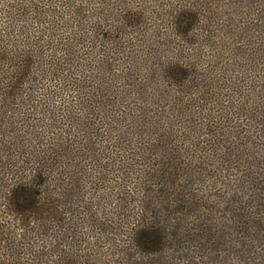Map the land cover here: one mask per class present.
I'll return each mask as SVG.
<instances>
[{
    "label": "trees",
    "instance_id": "obj_1",
    "mask_svg": "<svg viewBox=\"0 0 264 264\" xmlns=\"http://www.w3.org/2000/svg\"><path fill=\"white\" fill-rule=\"evenodd\" d=\"M0 264H264V0H0Z\"/></svg>",
    "mask_w": 264,
    "mask_h": 264
}]
</instances>
